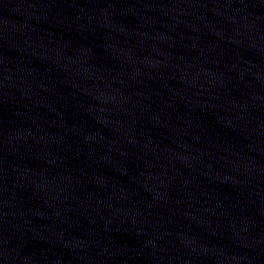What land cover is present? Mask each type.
Here are the masks:
<instances>
[{
  "label": "water",
  "instance_id": "water-1",
  "mask_svg": "<svg viewBox=\"0 0 264 264\" xmlns=\"http://www.w3.org/2000/svg\"><path fill=\"white\" fill-rule=\"evenodd\" d=\"M0 264H264V0H0Z\"/></svg>",
  "mask_w": 264,
  "mask_h": 264
}]
</instances>
